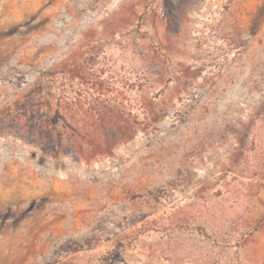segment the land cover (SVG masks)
Returning a JSON list of instances; mask_svg holds the SVG:
<instances>
[{
  "label": "rangeland",
  "instance_id": "374dc122",
  "mask_svg": "<svg viewBox=\"0 0 264 264\" xmlns=\"http://www.w3.org/2000/svg\"><path fill=\"white\" fill-rule=\"evenodd\" d=\"M0 264H264V0H0Z\"/></svg>",
  "mask_w": 264,
  "mask_h": 264
}]
</instances>
